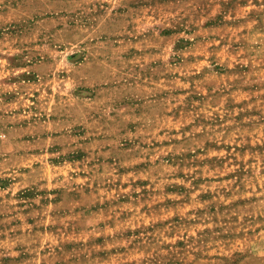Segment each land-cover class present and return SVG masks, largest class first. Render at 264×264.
Here are the masks:
<instances>
[{
	"label": "rangeland",
	"instance_id": "374dc122",
	"mask_svg": "<svg viewBox=\"0 0 264 264\" xmlns=\"http://www.w3.org/2000/svg\"><path fill=\"white\" fill-rule=\"evenodd\" d=\"M0 264H264V0H0Z\"/></svg>",
	"mask_w": 264,
	"mask_h": 264
}]
</instances>
